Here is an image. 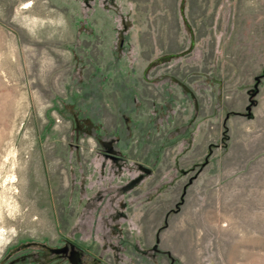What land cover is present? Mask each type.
Instances as JSON below:
<instances>
[{"label":"rangeland","instance_id":"1","mask_svg":"<svg viewBox=\"0 0 264 264\" xmlns=\"http://www.w3.org/2000/svg\"><path fill=\"white\" fill-rule=\"evenodd\" d=\"M0 264H264V0H0Z\"/></svg>","mask_w":264,"mask_h":264},{"label":"bare ground","instance_id":"2","mask_svg":"<svg viewBox=\"0 0 264 264\" xmlns=\"http://www.w3.org/2000/svg\"><path fill=\"white\" fill-rule=\"evenodd\" d=\"M10 206V205H9Z\"/></svg>","mask_w":264,"mask_h":264}]
</instances>
